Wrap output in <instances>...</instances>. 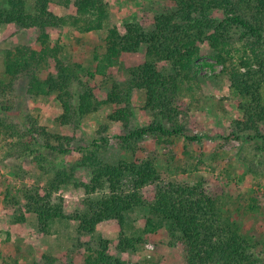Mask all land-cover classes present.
<instances>
[{
	"label": "trees",
	"instance_id": "obj_1",
	"mask_svg": "<svg viewBox=\"0 0 264 264\" xmlns=\"http://www.w3.org/2000/svg\"><path fill=\"white\" fill-rule=\"evenodd\" d=\"M52 3L70 6L72 13L68 18L61 16L51 8ZM164 5V10L153 16L149 28L140 21H128L106 30L101 51L94 50L96 64L86 70L92 78L99 75L112 79L105 97L98 99L93 88L79 77L81 64L63 58V46L52 43L50 38L51 28L61 27L68 20L80 33L102 29L106 1L0 0V24L38 33L37 46L17 45L2 52L5 78L0 77V137L3 138L2 130L17 136L16 144L24 147L25 155H31L40 169L48 159L41 149L59 155L72 150L71 136L51 133L31 117L22 123L12 120L15 81L24 74L27 95L54 96L59 102L61 113L57 120L62 125L107 107L108 120L122 124L119 136L124 148L134 150L135 142L148 134L193 142L197 136L187 133L182 120L191 101H196L194 89L203 79L213 76L204 70L213 66L204 60L207 56L222 65L221 72L230 87L245 99L238 105L242 113V119L236 121L239 131H252L264 139L260 133L261 125L264 127V0H166ZM214 11L220 15H214ZM143 48V61L127 67L125 81L107 75L123 55ZM50 59L54 60V72L42 74V67ZM75 82L79 83L77 90ZM135 91L144 92L143 109L151 113L152 119L145 126L130 128V100ZM78 165L90 172L89 181L81 182L86 194L81 210L66 214L62 201L52 198L54 190L74 180L71 169L54 170L43 192L38 188L24 190L25 211L35 214L40 235L48 234L63 219L74 220L77 231L82 233H92L98 223L113 220L120 228L118 248L134 250L142 238L124 235L123 226L133 211L147 208L150 216L144 233L166 229L169 244L180 245L184 264H264L236 221L221 213L222 185L211 183L207 177L194 184L162 182L152 159L120 160L114 164L94 151L83 153ZM181 170L185 172L187 167ZM149 184L155 187L145 194L143 188ZM256 209L255 200L250 198L248 205L238 210L251 218ZM108 245L104 238L89 245L82 264H123L109 253ZM48 260L52 264V259Z\"/></svg>",
	"mask_w": 264,
	"mask_h": 264
},
{
	"label": "rangeland",
	"instance_id": "obj_2",
	"mask_svg": "<svg viewBox=\"0 0 264 264\" xmlns=\"http://www.w3.org/2000/svg\"><path fill=\"white\" fill-rule=\"evenodd\" d=\"M105 1L107 12L102 29L80 33L68 20L61 27L51 28L50 38L52 43L58 42L63 46V58L67 57L71 63L81 64L79 77L93 88L98 99L105 97L112 79L99 75L92 78L86 70H92L96 64L93 59L94 50L97 48L101 51L106 30L128 21H140L149 28L153 16L164 10L166 2ZM51 8L66 18L72 13L70 6L52 3ZM213 14L219 16L220 12L214 11ZM37 35L34 29H17L14 25L7 27L0 24V77L5 78L2 72L3 50L17 45L35 47L38 45ZM143 51L144 48L135 54L123 55L108 69L107 75L119 82L125 81L128 77L127 67L141 63ZM204 60L213 63L212 67L204 68L213 76L203 79L199 88L194 89L193 98L197 102L191 101V107L182 120L187 133L195 134L196 140L186 143L179 137L160 139L154 134H148L135 142L134 150L123 147L124 142L119 136L122 124L108 120L109 108L103 107L82 118H75L70 124L62 125L57 120L61 108L55 97L27 95V77L21 74L15 81L16 109L11 115L12 120L22 123L34 118L51 133L71 136L72 150L59 155L41 149V154L48 159L41 163L40 169L31 155H25L24 147L16 144L18 137L10 136L2 130L0 264H50L48 258L52 259V264H82V255L86 254L87 247L100 238L109 241V253L121 259L123 264H184L180 245L176 242L169 244L171 239L166 229L144 233L147 217L150 216L147 208L133 211L123 226L124 235L142 238L134 250L121 251L118 248L120 228L113 220L98 223L92 233H82L77 231L74 220L63 219L48 234L38 233L35 214L25 211L24 208V190L38 188L43 192L54 170L62 167L71 169L74 180L54 190L52 198L62 201L66 214L81 210L86 195L81 182L89 181L90 172L86 167L78 165V162L87 151H94L103 160L114 164L120 160L152 159L160 172L162 182L177 180L194 184L207 177L211 183L222 185L224 191L220 203L221 213L236 221L242 235L254 245L255 255L264 262V139L252 131H239L236 121L242 119V113L238 105L245 99L242 100L230 87L221 72V64L207 56ZM54 70V60L50 59L42 67L41 73L47 74ZM240 70L244 71V68ZM78 84L74 83V90L79 88ZM144 103V92H133L130 100V128L145 126L152 119L151 113L143 109ZM104 126L106 127L103 129ZM260 130L264 134L263 125ZM183 167H187V171L183 172ZM154 185L145 186L142 192L150 194ZM250 198L257 205L251 218L241 215L238 210L245 208Z\"/></svg>",
	"mask_w": 264,
	"mask_h": 264
}]
</instances>
